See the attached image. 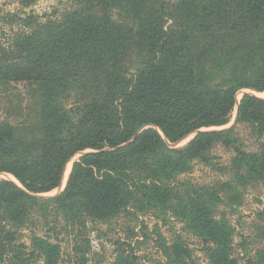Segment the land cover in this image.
Returning a JSON list of instances; mask_svg holds the SVG:
<instances>
[{"label": "trees", "instance_id": "obj_1", "mask_svg": "<svg viewBox=\"0 0 264 264\" xmlns=\"http://www.w3.org/2000/svg\"><path fill=\"white\" fill-rule=\"evenodd\" d=\"M22 14L0 15L20 27L0 44V80L32 91L25 113L0 114V173L16 179L0 180V205L25 216L38 203L53 204L69 218L105 219L143 197L166 203L170 187L151 178L157 170L146 160L163 146L169 172L194 158L208 163L220 143L233 148L238 168L246 164L240 176L262 175L264 98L245 93L237 105L236 95L264 92V0H74L56 18ZM236 105L234 124L214 129ZM235 124L257 132L259 151L237 145ZM146 125L161 132L140 131ZM194 131L185 146L167 147ZM86 150L60 194L37 197L58 187L70 158ZM192 202L190 227L214 239L215 248L205 247L214 264H238L223 250L227 225ZM17 239L0 218V264H39L30 260L35 249L23 256L26 245ZM169 255L191 259L192 250L177 236ZM257 257L264 264V248Z\"/></svg>", "mask_w": 264, "mask_h": 264}, {"label": "rangeland", "instance_id": "obj_2", "mask_svg": "<svg viewBox=\"0 0 264 264\" xmlns=\"http://www.w3.org/2000/svg\"><path fill=\"white\" fill-rule=\"evenodd\" d=\"M73 2L74 0H32L30 4L24 5L20 0H0V15L32 12L40 16L39 20L56 18L69 9ZM118 15L124 17L121 12ZM115 17L122 22L120 17ZM166 20L167 27L171 21L169 18ZM19 28L18 21H0V44L8 45L14 31ZM245 93L264 98V93L259 96V91L242 89L236 95L238 102ZM31 102V88L24 82L10 84V81L5 83L0 80V114L25 113ZM236 108L237 106L233 108L225 126L214 129L233 125ZM234 126L241 144L237 145L249 152L259 151L257 132L246 124ZM152 127L161 132L154 125H146L140 131ZM196 134L197 131H194L176 143L167 142V147L181 148ZM89 151L78 152L70 158L58 187L41 193L40 196L33 193L31 195L41 197L60 194L67 185L74 161L82 153ZM164 153L166 146L157 147L153 154H147L146 160L157 170L151 178L165 188L166 185L170 187L166 203L160 200L147 201L143 197L105 219L89 216L83 218L82 213H78L76 218H69L65 210L57 212L53 204L46 206L41 203L23 216L22 209L6 204L0 205V218L17 230V242L26 245L22 249L23 256H29L35 249V254L30 258L34 263L214 264L212 250L205 248L208 245L215 248L214 239L206 237L205 241L197 233L199 229L190 227L193 224L191 218L197 212L192 201L197 200L204 203L203 212L207 217L227 225L229 236L223 247L224 252L234 257L238 264H259L256 262L259 259L257 256L259 250L264 248V171L256 177L240 176L246 164L242 163L238 168L232 160L235 154L233 148H225L220 143L209 150L212 158L208 163L194 158L178 172L168 171L170 168L165 166ZM3 179L16 180L9 173H0V180ZM153 181L148 179L149 183ZM203 186L206 188H202ZM177 236L191 248V259L176 261L169 255V244ZM39 243L46 249H42ZM248 257H252L251 263L248 262Z\"/></svg>", "mask_w": 264, "mask_h": 264}, {"label": "bare ground", "instance_id": "obj_3", "mask_svg": "<svg viewBox=\"0 0 264 264\" xmlns=\"http://www.w3.org/2000/svg\"><path fill=\"white\" fill-rule=\"evenodd\" d=\"M262 93H264V92H259L258 95L260 96ZM68 169H69V168H68ZM65 175H66V173L64 174V176H65Z\"/></svg>", "mask_w": 264, "mask_h": 264}, {"label": "water", "instance_id": "obj_4", "mask_svg": "<svg viewBox=\"0 0 264 264\" xmlns=\"http://www.w3.org/2000/svg\"><path fill=\"white\" fill-rule=\"evenodd\" d=\"M238 103H239V102L237 101V103H236V104L238 105ZM237 105H236V106H237ZM236 111H237V108H236Z\"/></svg>", "mask_w": 264, "mask_h": 264}]
</instances>
